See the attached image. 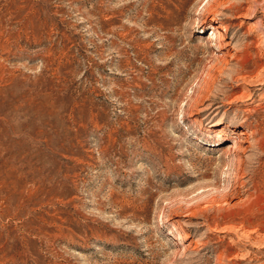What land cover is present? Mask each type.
Wrapping results in <instances>:
<instances>
[{"label":"rangeland","instance_id":"obj_1","mask_svg":"<svg viewBox=\"0 0 264 264\" xmlns=\"http://www.w3.org/2000/svg\"><path fill=\"white\" fill-rule=\"evenodd\" d=\"M0 264H264V0H0Z\"/></svg>","mask_w":264,"mask_h":264}]
</instances>
